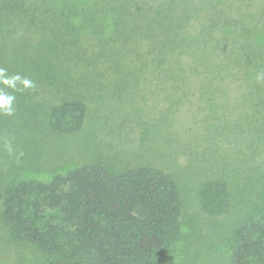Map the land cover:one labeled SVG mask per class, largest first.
Segmentation results:
<instances>
[{
	"label": "trees",
	"instance_id": "trees-1",
	"mask_svg": "<svg viewBox=\"0 0 264 264\" xmlns=\"http://www.w3.org/2000/svg\"><path fill=\"white\" fill-rule=\"evenodd\" d=\"M100 28L111 32L91 48L92 31ZM88 51L103 59L104 72L121 78H153L173 89L197 81L210 108L216 107L210 93L235 95L241 111L225 136L243 142L239 156L255 146L244 142L246 131L264 129V79H257L264 74V0H0V87L14 64L35 78L41 64L56 72L62 60ZM10 107L26 105L13 100ZM85 112L77 100L54 104L51 126L75 132ZM217 121L221 136L230 121ZM240 166L209 171L197 192L204 214L229 211L231 179L245 174ZM0 185V217L9 234L35 246L47 264H159L180 239L178 186L158 167L113 172L83 165L48 180ZM262 235L264 212L236 233L231 263L264 264Z\"/></svg>",
	"mask_w": 264,
	"mask_h": 264
},
{
	"label": "rangeland",
	"instance_id": "rangeland-1",
	"mask_svg": "<svg viewBox=\"0 0 264 264\" xmlns=\"http://www.w3.org/2000/svg\"><path fill=\"white\" fill-rule=\"evenodd\" d=\"M84 26L90 29L89 23ZM100 29L94 35L92 31L91 48L96 49L111 32ZM82 37L85 40V33ZM95 54L88 51L71 61L62 60L55 65L56 72L41 64L35 78L19 63L11 66V83L0 87V96L7 100L5 109L12 111L8 115L0 108L2 185L48 180L83 165L113 172L158 167L176 181L181 202L180 239L159 264H232L236 233L264 212V129L246 131L244 142L255 146H247L245 155L239 156L243 142L234 144L225 136L238 116L235 95L210 93L216 106L210 108L197 81L173 89L153 78H121L104 72L103 59ZM24 79L33 86L25 88ZM16 86L15 94L11 90ZM13 100L26 107L13 109ZM73 100L85 105L83 123L75 132H60L51 126L49 109ZM217 118L225 125L230 121L221 136L214 131ZM232 165H241L245 174L231 179L235 185L231 208L217 216L204 214L197 201L200 184L210 170L223 174V167ZM0 264L47 263L35 246L14 239L0 217Z\"/></svg>",
	"mask_w": 264,
	"mask_h": 264
},
{
	"label": "clouds",
	"instance_id": "clouds-1",
	"mask_svg": "<svg viewBox=\"0 0 264 264\" xmlns=\"http://www.w3.org/2000/svg\"><path fill=\"white\" fill-rule=\"evenodd\" d=\"M4 71H5L4 69L0 68V77L3 76ZM15 78H16V79H20L19 76H16ZM257 79H264V74H260V75H258ZM3 83H4V84H9V83H11V81H9V80H7V79H4V80H3ZM22 83L24 84V87H25V88H28V87H32V86H33V85H32V82H31L30 80H28V79H24V80L22 81ZM6 104H7V100L5 99V97H4V96H0V108L5 109V105H6ZM5 111H6V114H8V115H11V114H12V111H8V110H6V109H5Z\"/></svg>",
	"mask_w": 264,
	"mask_h": 264
}]
</instances>
